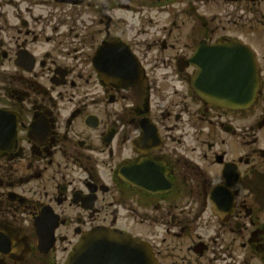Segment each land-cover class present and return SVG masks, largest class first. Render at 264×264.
Listing matches in <instances>:
<instances>
[{
    "label": "flooded vegetation",
    "instance_id": "af4514ba",
    "mask_svg": "<svg viewBox=\"0 0 264 264\" xmlns=\"http://www.w3.org/2000/svg\"><path fill=\"white\" fill-rule=\"evenodd\" d=\"M217 43L254 55L246 110L194 89ZM96 232L156 264H264V0H0V264H68Z\"/></svg>",
    "mask_w": 264,
    "mask_h": 264
},
{
    "label": "water",
    "instance_id": "95a60500",
    "mask_svg": "<svg viewBox=\"0 0 264 264\" xmlns=\"http://www.w3.org/2000/svg\"><path fill=\"white\" fill-rule=\"evenodd\" d=\"M192 63L199 69L193 78L194 89L209 105L243 110L255 101L260 82L254 55L247 46L239 43L203 44L192 58ZM109 234L96 232L86 237L68 264H96L86 258V254L91 243L98 239V246L114 247L116 242L120 247L126 246L124 258L127 260L124 264H156L145 243L115 233Z\"/></svg>",
    "mask_w": 264,
    "mask_h": 264
},
{
    "label": "rangeland",
    "instance_id": "374dc122",
    "mask_svg": "<svg viewBox=\"0 0 264 264\" xmlns=\"http://www.w3.org/2000/svg\"><path fill=\"white\" fill-rule=\"evenodd\" d=\"M257 111H258V112H257ZM255 112L259 114L260 111H259V109H257V110H255Z\"/></svg>",
    "mask_w": 264,
    "mask_h": 264
}]
</instances>
